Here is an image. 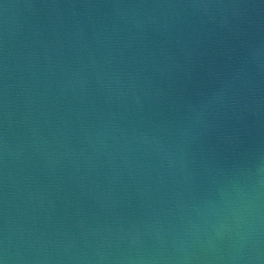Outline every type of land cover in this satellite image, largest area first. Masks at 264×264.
<instances>
[{"label": "water", "instance_id": "95a60500", "mask_svg": "<svg viewBox=\"0 0 264 264\" xmlns=\"http://www.w3.org/2000/svg\"><path fill=\"white\" fill-rule=\"evenodd\" d=\"M0 264H264V0H0Z\"/></svg>", "mask_w": 264, "mask_h": 264}]
</instances>
